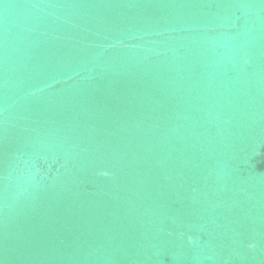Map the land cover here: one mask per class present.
Masks as SVG:
<instances>
[{"label": "water", "instance_id": "95a60500", "mask_svg": "<svg viewBox=\"0 0 264 264\" xmlns=\"http://www.w3.org/2000/svg\"><path fill=\"white\" fill-rule=\"evenodd\" d=\"M0 264H264V0H0Z\"/></svg>", "mask_w": 264, "mask_h": 264}]
</instances>
